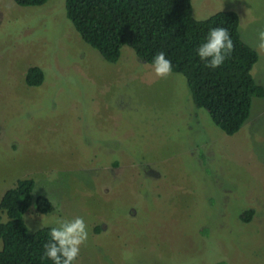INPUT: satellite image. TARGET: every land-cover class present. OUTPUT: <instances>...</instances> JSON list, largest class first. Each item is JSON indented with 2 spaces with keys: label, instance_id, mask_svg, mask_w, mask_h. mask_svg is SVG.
Segmentation results:
<instances>
[{
  "label": "rangeland",
  "instance_id": "1",
  "mask_svg": "<svg viewBox=\"0 0 264 264\" xmlns=\"http://www.w3.org/2000/svg\"><path fill=\"white\" fill-rule=\"evenodd\" d=\"M191 4L197 21L238 15L264 88V0ZM34 66L44 81L31 88ZM28 178L30 233L54 218L84 219L76 264H264V98L228 136L181 75L157 78L128 46L116 63L104 61L66 18L64 0H0V199ZM38 196L52 213L36 211Z\"/></svg>",
  "mask_w": 264,
  "mask_h": 264
},
{
  "label": "trees",
  "instance_id": "2",
  "mask_svg": "<svg viewBox=\"0 0 264 264\" xmlns=\"http://www.w3.org/2000/svg\"><path fill=\"white\" fill-rule=\"evenodd\" d=\"M13 1L20 7H37L50 0ZM64 6L66 18L82 41L107 63H116L124 46L149 65L163 52L172 62V73L185 79L195 106L228 136L236 134L247 121L252 100L264 98V88L251 74L257 53L241 40L239 18L234 12H218L197 21L192 16L191 0H64ZM216 27L228 30L234 50L220 67L212 69L199 59L196 50ZM43 81L41 68H28L25 83L29 87H39ZM33 190V179H20L0 199V264H52L42 258L50 227L30 233L23 220L32 205ZM35 206L40 214L54 211L44 196L36 198ZM252 216L253 210L248 209L239 219L247 223Z\"/></svg>",
  "mask_w": 264,
  "mask_h": 264
},
{
  "label": "clouds",
  "instance_id": "3",
  "mask_svg": "<svg viewBox=\"0 0 264 264\" xmlns=\"http://www.w3.org/2000/svg\"><path fill=\"white\" fill-rule=\"evenodd\" d=\"M259 48L264 50V31L259 33ZM234 50L232 38L227 29L216 27L209 30L206 41L196 50L199 59L208 68L220 67ZM152 68L157 78H167L173 71L172 62L163 52L157 53L152 61ZM56 225L50 228V240L44 245L42 258L52 264H76L80 249L88 239L87 226L82 217L71 220L54 218Z\"/></svg>",
  "mask_w": 264,
  "mask_h": 264
}]
</instances>
